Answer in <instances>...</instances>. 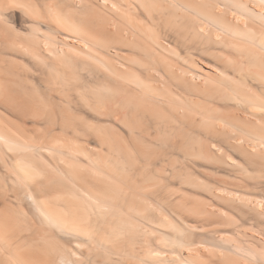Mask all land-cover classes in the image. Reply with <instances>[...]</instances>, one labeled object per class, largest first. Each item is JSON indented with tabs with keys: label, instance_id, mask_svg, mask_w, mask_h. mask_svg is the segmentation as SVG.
Here are the masks:
<instances>
[{
	"label": "bare ground",
	"instance_id": "obj_1",
	"mask_svg": "<svg viewBox=\"0 0 264 264\" xmlns=\"http://www.w3.org/2000/svg\"><path fill=\"white\" fill-rule=\"evenodd\" d=\"M0 264H264V0H0Z\"/></svg>",
	"mask_w": 264,
	"mask_h": 264
}]
</instances>
